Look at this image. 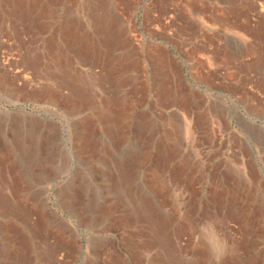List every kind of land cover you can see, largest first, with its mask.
<instances>
[{"label": "rangeland", "instance_id": "374dc122", "mask_svg": "<svg viewBox=\"0 0 264 264\" xmlns=\"http://www.w3.org/2000/svg\"><path fill=\"white\" fill-rule=\"evenodd\" d=\"M5 1L0 0V21L5 20V23L2 21L5 25L0 24L3 31H0V54L8 55V61L4 67L0 66V76L6 82L5 87H0V137H9L10 132L12 135L16 133L19 139L30 140L31 144L22 146L20 156L13 151L14 158H18L21 163L18 170L22 173V201L19 199L20 202L12 203L19 208L18 214L5 212L0 205V264H264V219L247 217V208H253L255 202H264L263 193L259 197L245 200L244 213L241 214L239 210L242 209V204L229 199L222 201L223 210L219 211L220 199L214 193V181L222 170L227 169L235 181L241 179L237 168L228 160L233 156L232 153L238 154V150L243 147L256 157V164L262 175L260 180L264 182V0H202L204 18L200 21L201 24L196 18V24L191 27H185L180 20L175 19L173 12L167 14L168 11L162 8L155 13L157 18L153 21L142 19L141 12L147 6L146 3L153 0H134L136 3L132 6L131 26L133 35L127 39L132 43L133 63L130 65L129 62V66L127 64V67L132 68L124 76L127 78L131 74V77H135L142 84H138L137 91H133L135 104L126 114L125 122H133L135 119L144 121L147 126L143 137L132 135L131 138L119 140L121 145L117 146L114 140L103 138L95 130V134L100 137L93 140V157L88 160L85 155L88 149L84 148L80 151L82 156L72 157L69 151V146L73 145L70 133L80 132V135L84 124L88 126L89 122L90 127H99V123L106 119L102 112L106 113L105 107L101 112L99 108L94 109L93 114H90L89 108H80L83 110L71 113L73 107H70L67 97H58L54 92L50 96L52 100H49V94L44 95L46 86L50 90L57 85L58 90L62 91L60 96H68L71 92L64 75L73 71L83 80L84 69L87 70L86 66H81V63L79 65L72 58L73 49L69 46L73 43L72 39L59 34L61 21L66 17L64 11H56L59 5L55 4L53 9H42L49 0ZM90 3L89 0H68L66 7L71 9L68 17L82 18L80 9L88 7ZM6 7L22 11V25L18 23V15L13 17L5 14L8 10L1 12ZM103 16L106 13L103 12ZM43 20L51 25L40 27ZM13 24H19L16 26L17 32ZM120 28L124 32L130 30V27ZM85 30L91 36L88 38L93 46L108 40V33H105L106 39L103 40L95 29L86 26ZM94 30L96 36L92 32ZM49 37L55 40L49 41ZM162 38L169 39V42L166 43ZM117 44H120L119 40L114 44V50L118 49ZM122 46V51L131 50L129 45ZM48 52H51L50 55ZM28 56L39 57L42 65L34 69ZM115 58L120 62L125 58L128 61L130 59L125 56L121 59L116 53ZM98 67L95 66L92 71L87 70V80L90 75L88 72L96 74L95 77L105 72ZM164 74L171 79V86L167 83L171 94L167 102L160 98L162 80L158 82V77ZM81 80L78 81L79 84H82ZM128 80L127 78V82L131 81ZM92 84L97 83L93 81ZM142 85L143 90L140 89ZM129 89L131 91L130 86ZM189 93L196 96V102L188 101ZM181 94L186 98L183 102L179 98ZM214 96L219 98L218 101L226 99L228 106L220 105ZM97 101L100 102L99 99ZM138 113L145 114V119ZM198 115L201 123L207 125L204 127L205 132L214 131L218 136L216 143L219 142L210 162L203 164L200 158L206 148L201 147L200 139L195 142L197 150L191 149L190 141L182 140L184 135L178 130L182 129L181 120L185 117L187 121L191 120L187 123L189 131H197ZM49 121L61 126V132L55 133L49 144L44 143L45 140L38 143L39 136L41 138L42 135V139H45L48 135L46 128ZM165 121L171 123V126L177 123L181 127L177 128L175 125L176 131L166 128L170 137L161 141L158 136L161 135V126ZM218 122L225 126L222 125L220 129ZM150 123L156 129L153 133L156 136L155 139L148 138L147 143L146 135L150 134L147 132L150 130ZM37 127L41 128L38 132ZM239 136L244 138V142ZM145 145L150 146L149 149L144 148ZM141 149L149 153L146 154L148 157L143 158V163L135 165L139 169L134 168L132 173H126L128 178L121 185L124 186V192L127 189L129 192H126L127 195L119 194L114 187L116 178L110 182L104 176H115L116 170L114 161L106 152L114 151L120 157L132 160L136 151ZM152 170L161 174V179L167 186L168 198L163 203L164 209L160 210L161 214L168 216L165 222L156 215L149 217L147 221H136L137 213L133 206L130 203L125 204L128 201L126 196L136 189L147 195L155 188L150 175ZM0 171H3L2 167ZM5 171L11 176L14 172L12 167H7ZM11 176L8 177V184L0 183L5 192H8L9 199L15 200L16 183ZM113 184L112 193L107 194L106 187ZM176 186L179 189L182 186L181 194L178 188L174 189ZM71 194L78 197L83 195L79 197L76 205L78 214L71 213L62 203ZM205 194H208L207 199L203 197ZM131 196L130 194L129 198ZM108 198L113 201L121 198L123 203L120 201V205L113 206L105 217L95 215L97 218L90 222L86 216L92 213L91 210L99 211ZM47 204L51 208L48 216L42 211V205ZM39 205L42 207L39 208ZM36 209H40L39 213ZM43 215L47 221L43 220Z\"/></svg>", "mask_w": 264, "mask_h": 264}, {"label": "bare ground", "instance_id": "6f19581e", "mask_svg": "<svg viewBox=\"0 0 264 264\" xmlns=\"http://www.w3.org/2000/svg\"><path fill=\"white\" fill-rule=\"evenodd\" d=\"M1 1H5V0H1ZM39 1V0H38ZM41 1H44V0H41ZM50 1V2H49ZM48 1V3H46V5H44V6H42V9H47V10H50L51 8H52V6L54 7V4H55V6H57V5H59V6H61L62 8L60 9L59 8V6H57V10L56 11H59V10H61V11H64L63 13H65V18L61 21V29H59V34H60V36L61 37H65V36H67V37H69V39H72L71 41L73 42L72 43V45L70 44L69 46L70 47H72V58H74V60L76 61V63H81V66H82V64H83V66H86L87 67V70H89V71H92V70H94L93 68L95 67V66H99L102 70H105L107 73L103 76V78L100 76V78H99V76H98V79H99V82H97V84H95V85H93V87L91 88V90L90 89H88L87 87H84V85L83 84H79L80 82H78V81H80L81 80V78L82 77H78L77 75H75L74 73H73V71H71V72H69V73H71V74H69V75H64V80L66 81V83H67V85H68V88H69V90H70V92H71V94L69 93V95L67 96V94L66 95H62V96H60L61 94H62V91H60V90H58L59 89V86H52V88L50 89V90H48V86H46V89H45V91H44V95L46 94V95H48L49 94V100H52V97L50 98V96H52L53 95V93L55 92L56 93V95H59L58 97H67V100L71 103H69L70 104V107L72 106L73 107V109H71L70 111H71V113H74V112H78V110H83V109H80V108H83L84 107V105H85V103L86 104H88L89 102H85L86 101V99L85 98H87V101L88 100H90V98H91V102L93 103V101L94 100H101L100 102H98L97 103V101H94V102H96L97 104H99V103H103V106L105 107V118H107V119H118V118H120V116L122 115V110H123V112H125L127 109H130V108H132V106H134V102H135V96H134V92L135 91H137V89H138V87H137V85L139 84H142L141 82H137L135 79H134V77L132 76H127V78L129 79V80H131L130 82H127V78L124 76V72H123V67H124V69L126 68L125 66H126V63H127V61H128V59L127 58H125L122 62H120V60L119 61H117L116 60V58H115V50L117 49H115L114 50V44H116L117 43V41H118V36L120 37V34H125V33H129V32H124L123 30L121 31V26L123 27V25H122V23L118 20V16L116 17V16H113V15H107V13H106V16H103V13H101L100 12V8H99V6L95 3V2H93V4L91 5V6H89V8H87V10H85L84 8H81L80 10L82 11V13H83V16L81 15V17L82 18H74V19H72V18H69L68 17V14H69V11L71 10L69 7H66L67 5H66V3L68 2V0H49ZM99 1V0H98ZM10 3V1L8 2V0H6L5 1V3ZM79 2V1H78ZM73 3V2H72ZM69 4V3H68ZM74 4V3H73ZM1 5H3V4H1ZM43 5V4H42ZM26 6V5H25ZM98 6V7H97ZM37 7V6H36ZM115 8V7H114ZM0 9H1V7H0ZM3 9V8H2ZM13 9V10H12ZM29 9V8H28ZM53 9V8H52ZM55 9V8H54ZM64 9V10H63ZM5 10H8L6 13H5ZM22 10V9H21ZM39 10H41V7H40V9ZM1 12L2 13H5V14H7V15H13V17H16V15H18L17 16V19H18V23L20 24V25H22V11L20 12V9H19V11H17V9L16 8H13V7H9V9H8V7H6V9H4V12L1 10ZM11 12V13H10ZM46 12H48V11H46ZM55 12V11H54ZM2 13H1V15H2ZM39 13V12H38ZM37 13V14H38ZM53 13V12H52ZM80 13V12H79ZM101 13V14H100ZM118 13V12H117ZM46 14V13H45ZM44 13H43V15H45ZM48 14V13H47ZM50 14V13H49ZM40 15V14H39ZM39 15H38V17L37 18H39ZM51 15V14H50ZM6 18H7V16L6 15H4ZM41 16V15H40ZM36 17V16H35ZM34 17V18H35ZM50 17V16H49ZM121 17V16H120ZM10 18V17H9ZM127 18V17H126ZM14 19V18H13ZM40 19H42V18H40ZM39 20V19H38ZM3 21V19H1V21H0V24L1 23H3L2 22ZM7 21V20H6ZM15 21H16V18H15ZM17 22V21H16ZM5 23V22H4ZM3 23V24H4ZM13 23H15V22H13ZM41 24H43V25H40V27H44V26H47L48 27V25H51V23H49V22H44V20H43V23L42 22H40ZM112 23H115V24H112ZM7 24V23H6ZM19 24H17V25H19ZM5 25V24H4ZM9 25V24H8ZM11 25V24H10ZM16 24H13L12 26H13V28L15 29V31L17 32L18 30V28L16 27L17 26ZM86 26L89 28H93V29H95L96 30V32H98V34H100L101 36L102 35H104L103 37H105L107 34H105V33H108V35H107V39H108V41L107 42H110L109 43V45L107 44V43H105L106 44V47H104V43L103 44H101V45H95V46H93V44L92 43H90L91 41H90V39L88 38L90 35H88L87 33L88 32H86ZM128 26H130V25H128ZM1 27V26H0ZM8 27V26H7ZM10 27V26H9ZM2 28V27H1ZM0 28V31L1 32H3L2 31V29ZM11 28V27H10ZM20 28V27H19ZM46 28V27H45ZM21 29V28H20ZM22 30V29H21ZM95 30L94 31H92V32H95ZM130 31V30H129ZM96 32L94 33L95 35H96ZM18 33H21V31H19ZM97 34V35H98ZM132 34V33H131ZM2 35V34H1ZM99 35V36H100ZM91 37V36H90ZM102 37V38H103ZM50 38V40L49 41H54L55 39L54 38H52L51 39V37H49ZM121 38V37H120ZM62 39H64V38H62ZM103 39H105V38H103ZM68 40V39H67ZM122 40V39H121ZM64 41H65V39H64ZM69 41V40H68ZM99 41V40H98ZM67 42V41H66ZM70 42V41H69ZM105 42V41H104ZM1 43H2V41H1ZM0 43V44H1ZM75 43V44H74ZM51 44V43H50ZM54 44V43H53ZM65 44V43H64ZM68 44V43H67ZM95 44V43H94ZM50 46V45H49ZM117 46H119L118 44H117ZM116 46V47H117ZM68 47V46H67ZM56 49V48H55ZM67 49H70V48H67ZM51 52H53V51H51ZM50 52V53H51ZM50 53L48 52L47 54H49L50 55ZM56 53V52H55ZM69 53H71V51L69 52ZM5 55V54H4ZM3 54L1 55L0 54V66H2V67H4L6 64H7V61H8V58H7V56H4ZM35 55V54H34ZM46 55V54H45ZM37 56V55H36ZM48 56V55H47ZM29 57V56H28ZM41 57V56H40ZM123 57H124V55H123ZM126 57V56H125ZM130 57V56H129ZM128 57V58H129ZM30 58V59H29ZM28 58V60H29V63H30V65L34 68V69H36V68H38L40 65H42L41 64V60L39 59V57L37 58V57H29ZM44 58H45V56L42 58V60H44ZM48 58V57H47ZM120 58V57H119ZM148 58V57H147ZM57 59H58V57H57ZM121 59H122V56H121ZM67 60V59H66ZM71 60H73V59H71ZM44 62V61H43ZM65 62V61H64ZM131 63H133L132 61H131ZM130 63V64H131ZM63 64H66V63H63ZM45 65V64H44ZM67 65V64H66ZM80 65V64H79ZM71 67V66H70ZM45 68H46V66H45ZM42 69V68H41ZM40 69V70H41ZM130 69V68H129ZM58 70V69H57ZM39 71V70H38ZM44 71V73H46L45 72V70H43ZM43 71H41V73L43 72ZM37 72V71H36ZM48 72V71H47ZM102 72V71H101ZM123 72V73H122ZM39 73V72H38ZM58 74H59V72H57ZM162 73V72H161ZM40 74V73H39ZM50 75H51V73H49ZM98 74V73H97ZM101 74V73H100ZM103 74V73H102ZM96 75V74H95ZM131 75V74H130ZM25 78H26V76H24ZM104 77H105V79H104ZM165 77V76H164ZM24 78V79H25ZM44 78V77H43ZM62 78V79H63ZM80 79V80H79ZM164 79V78H163ZM162 79V81H161V100L162 101H164V102H167V100H169L170 99V97H171V94H170V92L168 91L169 89H168V82H166V81H164ZM167 79V78H166ZM87 80V79H86ZM109 80H111L109 83H110V85L108 84V81ZM128 80V81H129ZM82 81V80H81ZM145 81V80H144ZM105 82L107 83V84H105ZM127 82V84L130 86V88H131V91H130V93H123L122 92V86L123 87H125V84L124 83H126ZM137 83V84H136ZM57 84V83H56ZM61 84V83H60ZM5 85H6V82H5V80H4V78L2 77V76H0V87H5ZM89 85V84H88ZM51 87V86H50ZM49 87V88H50ZM67 87V86H66ZM156 87V86H155ZM40 88V87H39ZM61 89V88H60ZM140 89L141 90H143V85L142 86H140ZM41 90H43V89H41ZM134 91V92H133ZM91 92V93H90ZM171 93H172V91H171ZM181 93V92H180ZM40 94V93H39ZM145 94V93H144ZM176 94V93H175ZM182 95V94H181ZM184 95V94H183ZM180 96L179 98H180V100L183 102L186 98H184V96ZM41 96H42V94H41ZM179 95H177V97H178ZM47 97V96H46ZM175 97V96H174ZM45 98V97H44ZM89 98V99H88ZM173 98V97H172ZM214 98H217L216 99V101L217 102H219L220 103V105H223V107H224V104H222L221 103V100L220 101H218V97H216V96H214ZM17 99V98H16ZM54 99V98H53ZM56 99V98H55ZM85 99V100H84ZM135 99V100H134ZM63 100V99H62ZM61 100V101H62ZM158 100V99H157ZM10 102H13V101H10ZM74 102V103H73ZM90 102V103H91ZM195 102V101H194ZM41 103H42V101H41ZM51 103V102H50ZM68 103V102H67ZM89 103V104H90ZM88 104V105H89ZM94 104V103H93ZM171 104V103H170ZM56 106H58V105H56ZM86 106V105H85ZM64 108V107H63ZM64 110V109H63ZM67 110H69V109H67ZM49 111V110H48ZM55 112V111H54ZM136 112V111H135ZM69 115H71V114H69ZM96 115V114H95ZM99 115V114H98ZM178 115V114H177ZM176 115V116H177ZM186 115V114H185ZM122 116H124V115H122ZM179 116V115H178ZM177 116V117H178ZM128 117V116H127ZM133 117V116H132ZM180 117V116H179ZM123 118V117H122ZM142 118V117H141ZM170 118V117H169ZM124 119H126V116H124ZM175 119V118H174ZM179 119V118H178ZM18 120V119H17ZM83 120V119H82ZM181 120V119H180ZM52 121V120H51ZM51 121H49L48 123L49 124H47V128H46V131H47V136H46V138L45 139H42V135H41V138H40V136H39V141L40 142H38V143H41L43 140H45V141H43L44 143H46V144H49L50 143V141H52V139H53V135L55 134V133H60L61 132V126H59L57 123H55V122H51ZM88 121V120H87ZM116 121V120H115ZM119 121H121V120H119ZM138 121V120H137ZM189 121V120H188ZM1 122V121H0ZM81 123H82V121H80ZM140 122V121H139ZM178 122V121H177ZM34 123H35V121H34ZM90 123V122H89ZM88 123V124H89ZM141 123V122H140ZM75 124H77V123H75ZM173 124V123H172ZM180 124V123H179ZM78 125H80V123L78 124ZM141 125V124H140ZM144 125V124H143ZM175 125H176V127L178 128H180L181 126H182V129L180 128V129H178L179 131H180V133L182 134L183 133V135H184V137H186V136H188L189 135V133L190 132H192V131H190L189 132V126H188V124H187V120L185 119V117H182V120H181V126L179 125H177V123H175L173 126H171V123H168V122H163L162 123V126H161V135H160V139H161V141L162 140H167V139H169L168 137H170V136H168V131H166V128H168V129H170V130H175ZM4 126V125H3ZM37 126V125H36ZM74 126V125H73ZM80 126H82V125H80ZM79 126V127H80ZM90 125H88V126H85V124H84V128H82L83 130L81 131V134L80 135H78V134H76V133H70V141H71V143L73 144L72 145V147H70L69 146V151H71V154H72V157L73 158H75L77 155H81V152L80 151H82V149L84 148V150H87L88 149V153H86L85 155L87 156V160L88 159H91V157H93L92 156V153H93V149H94V146L93 145H95L94 144V141H93V139H91L89 136L91 135L90 134V132H92L93 130H91V128L89 127ZM136 127H138L137 126V124L135 125ZM164 126V127H163ZM7 127V126H6ZM45 127H46V125H45ZM75 127V126H74ZM73 127V128H74ZM76 127H77V125H76ZM136 127H135V129H136ZM140 127V126H139ZM146 127V126H145ZM144 127V128H145ZM7 128H9V127H7ZM117 128H118V126H117ZM116 128V129H117ZM121 128V127H120ZM120 128H118V129H120ZM165 128V129H164ZM41 129V128H40ZM40 129H38V127H37V132L40 130ZM140 129V131L142 132V127H140L139 128ZM36 130V129H35ZM112 130V132L114 131L113 130V128L111 129ZM111 130H109V133H110V131ZM127 130V129H126ZM136 130H138V129H136ZM152 130V129H151ZM169 130V131H170ZM172 130V131H173ZM42 131H43V128H42ZM71 131V130H70ZM78 131V130H77ZM121 131V133H123L122 132V130H120ZM124 131H125V129H124ZM139 131V130H138ZM176 131V130H175ZM93 132H95V131H93ZM128 132V131H127ZM171 132V131H170ZM9 132H7V134H8ZM15 133V132H14ZM41 133V132H40ZM86 133V134H85ZM175 133V132H174ZM194 133V132H193ZM193 133H190L191 135L193 134ZM6 134V133H5ZM6 134V135H7ZM38 134V133H37ZM44 134V133H43ZM87 134H89V135H87ZM10 135V136H9ZM9 137H6V136H1L0 137V168L2 167L3 168V171H0V181H1V183H5V184H8L9 182V176H11L10 174H8V171H5V170H7V167H12V169H13V174H14V176H13V174H12V178L15 180V183H16V187H15V189L17 190V198L15 199V200H12V199H9V197L7 196L8 195V192H5V188L2 186V184L0 183V205H1V207L3 208V210L6 212V211H11V212H18L19 210V208L18 207H16L14 204L12 205V203H18V202H20L19 201V199L21 200V198H20V182L22 181V179H21V176L22 175H20V173H19V168H20V161L18 160V158H14V155H13V151H15V153L14 154H19V153H21L22 152V146H25V144H31V141L30 140H24V141H22V139H19L16 135V133H15V135L13 134H11V132L9 133ZM33 135H35V137H38V136H36V133H33ZM56 135V134H55ZM121 135V134H120ZM120 135H119V137L118 138H120ZM171 135V134H170ZM12 136V137H11ZM62 136V135H61ZM122 136V135H121ZM179 136V135H178ZM193 136V135H192ZM195 136V135H194ZM27 137V136H26ZM29 137H30V135H29ZM28 137V138H29ZM56 137V136H55ZM31 138H33V137H31ZM115 138V137H114ZM117 138V137H116ZM124 138H125V136H124ZM171 138H173V137H171ZM177 138V137H176ZM194 138V137H193ZM113 139V138H112ZM152 139V138H151ZM179 139V138H178ZM119 140H122V137H121V139H115L114 141V144H116V146L118 145V144H120V143H118L119 142ZM125 140V139H124ZM147 140V143H148V139H146ZM34 141V140H33ZM123 141V140H122ZM190 141V140H189ZM164 142V141H163ZM191 142H194V139L193 140H191ZM165 143V142H164ZM65 144V143H64ZM67 144V143H66ZM41 145V144H40ZM45 145V144H44ZM112 145V144H111ZM121 145V144H120ZM152 145V144H151ZM67 146V145H66ZM33 147V146H32ZM41 147V146H40ZM46 147V146H45ZM149 147L150 146H148V145H145V147L144 148H147V149H149ZM192 147V146H191ZM37 148V147H36ZM82 148V149H81ZM38 149H40V148H38ZM41 149H43L42 147H41ZM81 149V150H80ZM44 150V149H43ZM102 150V149H101ZM146 150V149H145ZM196 150H197V148H196ZM161 151V150H160ZM109 152H111V151H107L106 152V155L107 156H111V158H112V160L114 161H112L113 162V164L115 163V166H116V170H115V176H109L108 175V177L106 176V174H104V176H105V178H106V181L107 180H109L110 182L113 180V179H115L116 180V186H114V184L112 185V186H110V187H106V189L105 190H107L106 191V193L108 194V193H112V190H113V186L116 188V190H118V193L120 194V193H126L127 191L129 192V190L127 189V191H125L124 192V189L122 188V186L123 185H121V183L124 181V179L125 178H128L127 177V175H126V173L128 172V171H132L134 168H138L139 169V167H135V165L137 166L138 165V163L139 162H141V163H143V158H147L148 156H146V154L148 153L147 151H143L142 149L141 150H138V151H136V156H135V158L134 159H132V160H129V159H124V158H122V157H120V155L117 153H114V154H112V153H109ZM135 152V151H134ZM160 153V152H159ZM149 154V153H148ZM21 154H19V156H20ZM29 155V154H28ZM82 155H83V153H82ZM81 155V156H82ZM165 155V154H164ZM100 156V155H99ZM18 157V156H17ZM78 157V156H77ZM110 158V157H109ZM100 159V158H99ZM142 159V160H141ZM242 159V158H241ZM240 159V160H241ZM201 160V159H200ZM52 161V160H51ZM247 161V160H246ZM88 162H90V161H88ZM109 163L111 162V159H109V161H108ZM248 162V161H247ZM108 163V164H109ZM235 163V162H234ZM249 163H251V162H249ZM239 164H240V166L243 168V162H239ZM253 164V163H252ZM239 166V165H238ZM245 166V165H244ZM247 166V165H246ZM254 166V165H253ZM182 167V166H181ZM156 168V167H155ZM246 168V167H245ZM250 169V167H248V170ZM181 170V169H180ZM240 170H242V169H240ZM239 169L237 170V171H240ZM252 170H253V168H252ZM255 170V169H254ZM21 171V170H20ZM49 171H51V170H49ZM103 171V170H102ZM251 171V170H250ZM7 172V173H6ZM52 172V171H51ZM105 172V171H104ZM111 172V171H110ZM134 172V171H133ZM180 172V171H179ZM241 172V171H240ZM258 172V171H257ZM108 173V172H107ZM132 173V172H131ZM248 173V172H247ZM9 176H8V175ZM22 174V173H21ZM45 174V173H44ZM50 174V173H49ZM110 174V173H109ZM129 174V173H128ZM134 174H136V172H134ZM133 174V175H134ZM240 174V173H239ZM242 174V173H241ZM240 174V175H241ZM257 174V173H256ZM56 175V174H55ZM132 175V174H131ZM150 175H152V179H153V181H154V185H155V188L154 189H152V190H150V193H148L147 195H144L143 193H141L142 191H139L138 189H136L135 191H131L132 193H130L132 196L131 197H133L132 199H131V197L129 198V195L128 196H126V197H128V201H127V203H126V201H125V204H127V205H129V203L131 204V206H133V209L136 211V213H137V215H136V221H141V220H146L147 221V219H149V217L151 218L152 216H159V217H157V218H161L162 219V221L163 222H165V220H168V218H166V217H168V216H164V214H161V212H160V210H162V209H164V208H162L164 205H163V203L165 202V199H166V197L168 196V190H167V186H166V183H164V180H162L161 178V174H159V172L158 171H155V170H152V174L150 173ZM229 175H231V174H229ZM249 175H251L250 173H249ZM40 176V175H39ZM135 176V175H134ZM134 176H132V177H134ZM197 176V175H196ZM235 176H238V175H235ZM255 176V175H254ZM259 176V175H258ZM115 177V178H114ZM131 177V178H132ZM251 177V176H250ZM11 178V179H12ZM40 178H41V176H40ZM54 178V177H53ZM79 178V177H78ZM150 178V177H149ZM232 178V177H231ZM242 178H244V180L248 183V188L247 187H245V189H243V191L244 192H246L247 193V195L250 197V198H253L254 197V195L256 196V197H259V191H260V187L263 185V184H261L262 182H259V180L260 179H258V177L257 178H254V177H251V178H247V176H244V177H242ZM48 179H49V177H48ZM47 179V180H48ZM47 180H45V181H47ZM151 180V179H150ZM191 180V179H190ZM105 181V182H106ZM261 181V180H260ZM13 182V181H12ZM125 182H126V180H125ZM238 182H240V181H238ZM14 183V182H13ZM12 183V184H13ZM112 184V183H111ZM123 184V183H122ZM175 184V183H174ZM243 184V183H242ZM176 185V184H175ZM180 185V184H179ZM8 186H10V184L8 185ZM12 186V185H11ZM22 186V185H21ZM186 186V185H185ZM187 186H189V184L187 185ZM82 187V186H81ZM124 187V186H123ZM243 187V186H242ZM13 188H14V186H13ZM176 188V190H177V188H178V186H176V187H174V189ZM8 189H10V188H8ZM179 189V188H178ZM183 188H182V186L180 187V189H179V194H181V190H182ZM186 189V188H185ZM184 189V190H185ZM259 190V191H258ZM263 190V189H262ZM13 191V190H12ZM183 191V190H182ZM195 191V190H194ZM78 192V191H77ZM81 192V191H80ZM127 192V193H128ZM146 192V191H145ZM11 193V192H10ZM127 193H126V195H127ZM260 193H261V191H260ZM77 194V193H76ZM83 194V193H82ZM114 194V193H113ZM116 194H117V192H116ZM115 194V195H116ZM146 194V193H145ZM178 194V195H179ZM195 194H196V192H195ZM242 195V194H241ZM14 196V195H13ZM81 196V195H80ZM79 196V197H80ZM83 196V195H82ZM81 196V197H82ZM181 196V195H180ZM183 196V195H182ZM243 196H245V195H243ZM79 197L78 196H76L75 194L74 195H70V196H68V198H65V200L62 202V203H64L65 205H64V207L65 208H67L68 210H70V212L72 213L73 212V214H78L79 212L77 211V209H78V207L76 208V205H77V203L79 202ZM239 197V196H238ZM13 198V197H12ZM15 198V197H14ZM168 198V197H167ZM190 198V197H189ZM234 198V197H233ZM33 199V198H32ZM35 199V198H34ZM114 199V198H113ZM170 199V198H169ZM168 199V200H169ZM172 199V198H171ZM25 200V199H24ZM23 200V201H24ZM36 200V199H35ZM46 200V199H45ZM60 200H61V198H60ZM125 200V199H124ZM232 200V199H231ZM22 201V200H21ZM81 201V200H80ZM120 201H121V198L119 199V200H116V201H113L112 200V198H108V199H106L104 202H103V205L100 207V209H99V211H92L91 210V212L92 213H89V215L88 216H86V217H88L89 219H90V222H92V220H94V219H96L97 217L95 216V215H97L98 217H102V215H103V217H105L106 215H108L109 213H110V211H111V209L113 208V206L114 207H116V205L117 204H119L120 205ZM252 201V200H251ZM122 202V201H121ZM123 203V202H122ZM182 203V202H181ZM264 203V202H263ZM263 203H260V209L262 208H264L263 206H264V204ZM102 204V203H101ZM100 204V205H101ZM259 204V203H258ZM175 205V204H174ZM181 205H183V204H181ZM40 206V205H39ZM43 206V209H42V211L43 212H45V213H47V216L50 214V211H51V208H50V206L47 204L46 206H44V205H42ZM42 206H40L39 208H41ZM172 206V205H171ZM20 207V206H19ZM98 207V206H97ZM123 207V206H122ZM174 207V206H173ZM182 207V206H181ZM21 208V207H20ZM36 208V207H35ZM120 208V207H119ZM259 208V207H258ZM22 209V208H21ZM80 209V208H79ZM85 209V208H84ZM102 209V210H101ZM172 209V208H171ZM37 210V209H36ZM40 210V209H39ZM39 210H37L36 212H38L39 213ZM83 209L81 208V211H82ZM88 210H89V208H88ZM177 210V209H176ZM246 210V209H245ZM3 211V212H4ZM21 211V210H20ZM80 211V210H79ZM121 211V210H120ZM4 212V213H5ZM10 212V213H11ZM22 212V211H21ZM86 212V211H85ZM89 212V211H88ZM87 212V213H88ZM96 212H98V214H96ZM175 213V212H174ZM183 213V212H182ZM1 214V213H0ZM18 214V213H17ZM22 214V213H21ZM42 213H40V215H41ZM87 215V214H86ZM17 216V215H16ZM22 216V215H21ZM18 217V216H17ZM43 217H44V219L43 220H45V221H47V218L45 219V216L43 215ZM19 218V217H18ZM135 218V217H134ZM41 220V219H40ZM88 221V220H87ZM42 222H44V221H42ZM41 222V223H42ZM168 223V222H167ZM170 223V222H169ZM252 223V222H251ZM45 225V224H44ZM215 235V234H214ZM202 241V240H201ZM214 241V240H213ZM220 242V241H219ZM217 243H218V241H217ZM230 244V243H229ZM38 246V245H37ZM139 246V245H138ZM143 246H144V244H143ZM229 247H231V246H229ZM142 248H145V247H142ZM140 249L141 251L143 250V249ZM202 248V247H201ZM220 248V247H219ZM146 249V248H145ZM172 250V249H171ZM176 250V249H175ZM231 250V249H230ZM231 251H234V250H231ZM0 253H1V251H0ZM177 253V252H176ZM232 253V252H231ZM230 253V254H231ZM142 254V253H141ZM146 254H147V252H146ZM199 255V254H198ZM0 256H2L1 254H0ZM147 256V255H146ZM145 256V257H146ZM184 256V255H183ZM231 256H233V255H231ZM148 257V256H147ZM196 257V256H195ZM235 257V256H234ZM1 258V257H0ZM142 258V257H141ZM237 259H239L238 257H236ZM235 258V259H236ZM16 260V259H15ZM185 260V259H184ZM233 260V259H232ZM242 260V259H241ZM234 261V260H233ZM16 262V261H15ZM150 262V261H149ZM237 262V261H236ZM254 263V262H253ZM234 264V263H233Z\"/></svg>", "mask_w": 264, "mask_h": 264}, {"label": "crops", "instance_id": "0c3cea01", "mask_svg": "<svg viewBox=\"0 0 264 264\" xmlns=\"http://www.w3.org/2000/svg\"><path fill=\"white\" fill-rule=\"evenodd\" d=\"M91 1V3L89 4V6H91L92 4H93V2H95L98 6H99V8H100V12L101 13H107V15H113V16H118L117 18H118V20L121 22V23H123L122 25L124 26V29H127V28H129L130 27V31H129V33H125V34H120V37L118 36V40H119V42H120V44H119V46H117L118 47V49L117 50H115V53H116V56L118 55V56H122L123 57V55L124 56H126V57H129L130 59H129V61H127V63H126V68L124 69V67H123V72L124 73H126V74H128V70H129V67H127V64L130 62L131 63V61H133V57H132V43H131V41H127V39L130 37V36H132L133 34H131V33H133L132 32V25H133V22H132V18H133V4H135L136 2L134 1V0H89V2ZM202 0H153L152 2H150V3H146V7L143 9V11L141 12L142 13V15H141V18L142 19H144V18H146V20L147 19H151L152 21L154 20V18H157L156 16H155V13L157 12V11H159L161 8L162 9H164V10H167L168 11V13L167 14H170L169 12H173L174 14H175V19H178V20H180L181 22H182V24L185 26V27H191V26H193L194 24H196L195 22H196V20L198 19V22H200V21H202L203 20V18H204V16L202 15L203 14V6H202ZM89 6L88 7H83L85 10H87V8H89ZM97 6V7H98ZM115 7V8H114ZM206 9V8H205ZM206 11V10H205ZM118 12V13H117ZM151 13V14H150ZM121 16V17H120ZM127 17V18H126ZM209 17H210V14H209ZM197 18V19H196ZM210 19H212V17H210ZM206 23V22H205ZM200 24H201V22H200ZM210 24H211V22H210ZM128 25H130V26H128ZM163 34L164 35H166L165 33H164V31H163ZM96 36V35H95ZM94 36V37H95ZM98 37V36H97ZM100 38H102L101 36H99ZM105 38V37H104ZM103 39V38H102ZM106 39V38H105ZM122 39V40H121ZM163 40H165V42L166 43H168L169 42V39H165V38H162ZM104 40V39H103ZM108 40H106V43L109 45V43L110 42H107ZM105 43V42H104ZM123 44H126V46H131L130 48H131V50L130 51H128V50H126V51H122V49H123ZM202 46H204V45H202ZM200 48H202L201 47V45L199 46ZM119 49H121L120 51H119ZM203 49V48H202ZM199 51H204V50H199ZM131 65V64H130ZM128 66H129V64H128ZM84 68H86V67H84ZM99 68V67H98ZM130 68H132V67H130ZM135 71V70H134ZM122 72V73H123ZM88 73H90V75L88 76V80H86L87 79V70L86 69H84V75H83V80H82V84L84 85V87H87L88 89H91L92 88V86H93V81H95L96 83L97 82H99L98 81V76L97 77H95V75L94 74H91V72H88ZM107 72L105 71L103 74H101V75H99V77L101 76L102 78H103V76L106 74ZM166 73V72H165ZM167 73H168V71H167ZM128 76V75H127ZM130 76V75H129ZM165 76V77H164ZM126 77V76H125ZM97 78V79H96ZM159 79H158V82L160 81V79L162 80L163 78L165 79H163L164 81H166V82H168V83H170V86H171V79L170 78H168L167 77V75H160V77H158ZM167 78V79H166ZM104 79H105V77H104ZM134 79H135V77H134ZM170 80V81H169ZM111 80H109L108 81V84L110 85V82ZM142 81H144V80H142ZM179 81V80H178ZM138 82V81H137ZM160 83V82H159ZM89 84V85H88ZM105 84H107L106 82H105ZM125 84V87H123L122 86V92L123 93H127V92H129L130 91V89H129V85L127 84V82L126 83H124ZM91 93V92H90ZM86 99V101L85 102H91V98H90V100H88L87 101V98H85ZM84 99V100H85ZM89 99V98H88ZM136 99V98H135ZM134 99V100H135ZM187 99H188V101H195L196 102V96L193 94V93H189V96L187 97ZM94 101H97V100H94ZM93 101V103L91 102L89 105L88 104H86L85 103V105H84V109H86V108H89V110H90V114H93V110L94 109H97V108H99V109H101L99 112H101L102 111V108H104V106H103V104H97L96 102H94ZM99 101H101V100H99ZM225 101V102H224ZM224 101L223 100H221V103L222 104H226L227 106H228V101L226 100V99H224ZM98 102V101H97ZM135 103V102H134ZM133 108V107H132ZM105 109V108H104ZM131 109V108H130ZM130 109H127L125 112H123V110H122V115H124V116H126V114L127 113H129V111H130ZM213 109V108H212ZM103 112V115L105 116V114H104V111H102ZM96 113V112H95ZM99 114V113H98ZM138 114H140V116L142 117V119H145L144 118V116H145V114H142V113H138ZM183 114L185 115V116H187L188 117V114L186 113V112H183ZM100 115V114H99ZM120 116V118H116V119H105V122H103V121H101L100 123H99V127H97V126H93V127H90L91 128V130H93V131H95V130H98L100 133H101V135H102V137L103 138H105V139H111V140H115V139H121V137H122V139H125V138H131L132 137V135H136L138 138H141V137H143V133H144V131H145V129H146V127L145 126H147V124L144 122V121H141V123L139 122V120L138 121H135V119H133V122L131 121H127V122H125V120L126 119H124V116ZM96 116H97V113H96ZM100 117H101V115H100ZM123 117V118H122ZM146 117V116H145ZM189 119V118H188ZM229 119H230V117L228 118V121H229ZM116 120V121H115ZM119 120H121V121H119ZM189 121H191L190 119H189ZM202 121H201V118H200V116L198 115V130L197 131H193L192 129L190 130V131H192V132H190V133H193L192 135L189 133V135L188 136H186V137H184V136H182L181 138H182V140L184 139V140H190V148L191 149H194V150H196V148H197V145H195V142H196V139H200V141H201V143H202V145H201V147H205L206 149L204 150V154L201 156V160H200V162L203 164V163H206V162H210V160L212 159V157H213V155H214V152H215V147L216 146H218L219 145V142H217L216 143V140L218 139V136H216V134H215V132L213 131V132H211L210 133V131H208L207 130V132H205V130H204V127H206L207 125L205 124V123H201ZM187 123H188V121H187ZM137 124V126L138 127H136L135 125ZM141 124V125H140ZM144 124V125H143ZM218 124V126H219V128L220 129H222V125H224L225 126V124H223V123H220V122H218L217 123ZM89 125H91L90 123H89ZM206 125V126H205ZM87 126V125H86ZM117 126H118V128H120V129H118L117 128ZM142 127V132L140 131V127ZM135 127H136V129H138V130H136L135 129ZM145 127V128H144ZM113 128V132H112V129ZM117 128V129H116ZM124 129H125V131H124ZM127 129V130H126ZM152 129V130H151ZM109 130H111L110 131V133H109ZM120 130H122V132L123 133H121V131ZM90 132V138L91 139H93V140H95V139H98L97 137H100L99 135H97V134H95V132ZM128 131V132H127ZM156 131V129L154 130V128H153V126H152V124L150 123V130H148L147 132H150V134L147 136L146 135V139H148V138H152V139H155V136L156 135H153V133ZM98 132V133H99ZM234 133V132H233ZM232 133V134H233ZM236 133V132H235ZM122 136H121V135ZM119 135H120V138H118L119 137ZM195 135V136H194ZM237 135H239V134H237ZM124 136H125V138H124ZM140 136V137H139ZM115 137V138H114ZM117 137V138H116ZM194 137V138H193ZM220 137H221V135H220ZM241 139H243V142H244V138H242V136H239ZM113 138V139H112ZM158 138L160 139L161 137L160 136H158ZM232 138H233V136H232ZM194 139V142H191V140H193ZM192 146V147H191ZM238 154L237 153H232L233 154V156L228 160L229 161V163H233L234 164V166L237 168V170L239 169H242V170H240V171H238V174L240 173H242L241 175H240V177H241V179L240 180H233L232 178H231V175H229V174H231L227 169H224V170H222L219 174H218V179H216L215 181H214V193L219 197H217L218 198V200H219V211H222L223 210V200L224 201H228V199L230 200V201H237L238 203H241L242 204V209H240L239 210V213L241 214V213H244V211H243V209H244V205H245V200H250V199H252V198H250V197H248V195H247V193L246 192H244L243 191V189H245V187H247L248 186V183L244 180V178H242V177H244V176H247V178L249 177V178H251V177H254V178H257L258 177V179H260V177L262 176L261 174H260V172H259V170H258V167H257V164H256V157L253 155H251V153L246 149V148H241V149H239L238 150ZM111 153L112 154H114V153H116L117 154V152H112L111 151ZM242 158V159H241ZM241 159V160H240ZM248 162H247V161ZM199 162V161H198ZM235 162V163H234ZM239 162H243V164L245 165H243V168L240 166V164H239ZM249 162H251V163H249ZM253 163V164H252ZM239 165V166H238ZM247 165V166H246ZM254 165V166H253ZM246 167V168H245ZM248 167H250V169L248 170ZM252 168H253V170H252ZM255 169V170H254ZM251 170V171H250ZM258 171V172H257ZM248 172V173H247ZM249 173L251 174V175H249ZM257 173V174H256ZM255 175V176H254ZM259 175V176H258ZM251 176V177H250ZM238 181H240V182H238ZM259 182H262L261 184H263L260 188V191L263 193V195H264V182H263V180H259ZM234 183H236V184H234ZM243 183V184H242ZM243 186V187H242ZM248 188V187H247ZM217 189H220V190H217ZM263 189V190H262ZM259 191V190H258ZM260 191L258 192L259 194H260ZM197 194V193H196ZM242 194V195H241ZM243 195H245V196H243ZM207 196H208V194H205V195H203V197H204V199H207ZM239 196V197H238ZM255 196V195H254ZM260 196V195H259ZM234 197V198H233ZM232 199V200H231ZM244 199V200H243ZM249 202V201H248ZM259 203V204H258ZM263 203V202H262ZM255 204V206L253 207V208H251V207H249V208H247V217H248V219H252V218H254V219H264L263 218V216H264V208L262 209H260V202L258 201V202H255L254 203ZM264 204V203H263ZM226 205H227V203H226ZM251 206V205H250ZM259 207V208H258ZM264 207V206H263ZM243 217H244V215H243Z\"/></svg>", "mask_w": 264, "mask_h": 264}]
</instances>
